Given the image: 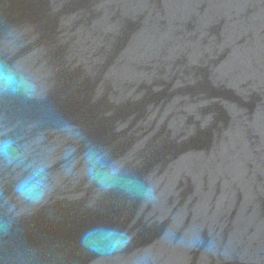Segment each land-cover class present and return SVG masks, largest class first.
<instances>
[{"label":"water","instance_id":"obj_1","mask_svg":"<svg viewBox=\"0 0 264 264\" xmlns=\"http://www.w3.org/2000/svg\"><path fill=\"white\" fill-rule=\"evenodd\" d=\"M0 264H264V0H0Z\"/></svg>","mask_w":264,"mask_h":264}]
</instances>
